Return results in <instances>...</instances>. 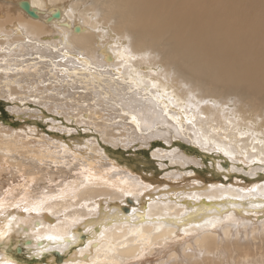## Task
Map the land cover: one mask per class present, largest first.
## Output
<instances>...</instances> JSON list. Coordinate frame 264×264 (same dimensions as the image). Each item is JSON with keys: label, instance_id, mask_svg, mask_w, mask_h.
<instances>
[{"label": "bare ground", "instance_id": "bare-ground-1", "mask_svg": "<svg viewBox=\"0 0 264 264\" xmlns=\"http://www.w3.org/2000/svg\"><path fill=\"white\" fill-rule=\"evenodd\" d=\"M225 100L264 123V0H0V264H264V128Z\"/></svg>", "mask_w": 264, "mask_h": 264}, {"label": "rangeland", "instance_id": "rangeland-1", "mask_svg": "<svg viewBox=\"0 0 264 264\" xmlns=\"http://www.w3.org/2000/svg\"><path fill=\"white\" fill-rule=\"evenodd\" d=\"M49 1H50V4H55V1L56 0H49ZM68 9L70 11H72V12H78L79 7L78 6H75V5L74 6L68 5ZM96 18H97V20L99 19L98 16H96ZM102 20H104V19H101L100 21H102ZM100 24L102 26H106V27L110 28V30L112 32L109 31V33L113 34L114 36H117L118 35L117 34L118 31L113 26V22H110L108 24H103V23H100ZM96 26H97V24H96ZM91 29L92 30H95V28L93 26H91ZM97 29L101 30L98 26H97ZM52 32L53 31L51 29H48V32L47 33L48 34H51ZM123 38H125V37H123ZM127 39H131V38L127 37ZM93 48H95V45H93ZM140 51H143V49H140ZM129 52H130V50H129ZM37 56L38 55H33V57L36 58L35 60H33V62H38V61L41 60L42 57H37ZM149 64H151V65L154 66V64L152 62H149ZM158 64H165V63H164V61L162 59H159ZM142 66H140V67H142ZM30 69L31 68H29V70ZM41 70L43 72H46L44 68L41 69ZM165 73L169 77L173 78L174 80H177L178 79L168 69L165 71ZM43 77H45V74H43ZM31 82H32V80L30 81V85H31ZM40 83L41 82L38 81V79H37V85L40 84ZM30 85H28L27 89H30L31 90V95H32L31 97H33V98L29 97L30 99H28L27 96H25V98H27L26 99V102L29 103V105H26L27 108L29 109L28 112L34 110V111H37L38 112L36 114L43 113L44 115L48 116L46 114V113H48L49 115H52L53 117L58 116V117H61V118L66 119V120H69L71 118V116H73V114L71 112H72V110L74 108H77L79 106V104L81 105V107H83V103H84L83 97H84V94L86 96H90L88 93H84L83 94L82 92L84 90L81 87H79V85H75L74 87H72L73 85H70L71 87L70 86H63V89L60 90V92H64L65 93L64 96H60L59 98L56 99V98H53L51 96L48 97L47 94L41 95L37 90L33 91V89L31 88ZM38 86H40V85H38ZM69 87H70V89H68ZM199 89H201V88L199 87L198 89H195V90H197L198 92H201L202 95H203V93H204L203 89H201V91H199ZM65 90H66V92H65ZM205 97L206 98H210V102H208L207 100L206 101L208 102L209 106L212 107V110H213L214 109V107H213V101L216 99L217 96H215L213 94H206L205 93ZM227 101L228 100H225L221 104L224 106V108H226L229 111H231L230 114H234L233 112H235V113L241 112V113H243L245 115V116H243V118H246V125H247L246 129L250 130L251 128H254L255 129V132H258V129L261 131V129L264 128V123L261 124V125L258 123L259 121L263 120V117L261 115L262 112L261 113H258L257 116L255 117V116L251 115L249 112H245V106L246 105H243V103L241 104V106H238V104L235 101H233V100H229V102H227ZM93 102H97V100L94 99V98H92V97H90L89 105H90V103H93ZM234 107L236 108V110L235 111H232L230 108H233L234 109ZM240 108H244V109H242L240 111ZM96 110L99 111L97 108H96ZM206 111H210V110L208 109ZM11 118L12 117H9V113L7 111V106H5V104L0 103V119H1V121L6 122V121L9 120L11 122V124H12L11 125L12 127H15V128L20 127V124L18 123V120L17 119H11ZM239 118L242 119L241 117H239ZM13 120H15V122H16L15 124H13L14 123ZM36 121H38L41 124L44 120L42 118H39V120H36ZM34 123H37V122H34ZM252 125H253V127H252ZM43 126H44L43 127L44 129H46V127H48V126H45V125H43ZM125 128H126V125L124 123H121V124H119V125L116 126V129H115V132H114V133H116L118 135L119 134H122V138L119 141L121 143H126V142H124L122 140L123 138L129 139V136L128 135L123 136V135H125ZM254 135H255V133H254ZM109 140H112L113 141V138L111 137ZM116 142H118V141H116ZM206 154H208V156H204V158L206 157L205 158L206 159V161H205L206 164L209 163V161H210L209 159H212L213 161H215L221 155V153L220 154L212 153V155L209 154V153H205L203 155H206ZM128 156L129 155H127L126 157H128ZM140 157L147 159V157H143V155H141ZM154 163L156 164L157 162L155 161ZM151 170L152 169H149L147 171L145 170L146 171V174L147 173H150ZM205 174L208 175L207 172ZM4 211H7V210H4ZM14 236L18 237L17 231L16 232H13V237ZM10 244H13V243H10ZM19 245L17 244V246H19ZM22 245H20V246H22ZM21 251H22V253L26 252L25 250H21ZM24 256L25 257H28L29 255L26 254ZM28 258H30V257H28Z\"/></svg>", "mask_w": 264, "mask_h": 264}, {"label": "snow or ice", "instance_id": "snow-or-ice-1", "mask_svg": "<svg viewBox=\"0 0 264 264\" xmlns=\"http://www.w3.org/2000/svg\"><path fill=\"white\" fill-rule=\"evenodd\" d=\"M29 210H31V211H36L37 208L34 207V208H32V209H25V211H29ZM48 238H49V239H54V237H51V236L48 237Z\"/></svg>", "mask_w": 264, "mask_h": 264}, {"label": "water", "instance_id": "water-1", "mask_svg": "<svg viewBox=\"0 0 264 264\" xmlns=\"http://www.w3.org/2000/svg\"><path fill=\"white\" fill-rule=\"evenodd\" d=\"M20 251V249L19 248H17V252H19Z\"/></svg>", "mask_w": 264, "mask_h": 264}]
</instances>
